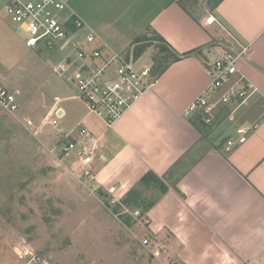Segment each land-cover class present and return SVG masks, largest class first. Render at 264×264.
I'll return each instance as SVG.
<instances>
[{"label": "crops", "instance_id": "1", "mask_svg": "<svg viewBox=\"0 0 264 264\" xmlns=\"http://www.w3.org/2000/svg\"><path fill=\"white\" fill-rule=\"evenodd\" d=\"M181 1L68 0L114 51L151 26L180 53L191 52L112 126L88 109L78 117L90 130L84 142L96 148L90 179L98 195L116 200L149 170L166 182L146 217L150 264H264V0H222L214 9L209 0ZM241 45L249 49L239 67L254 91L233 118L219 117L202 136L189 106L211 81L207 61ZM254 123L244 143L224 150L223 139Z\"/></svg>", "mask_w": 264, "mask_h": 264}, {"label": "rangeland", "instance_id": "2", "mask_svg": "<svg viewBox=\"0 0 264 264\" xmlns=\"http://www.w3.org/2000/svg\"><path fill=\"white\" fill-rule=\"evenodd\" d=\"M7 7L8 0H0V80L19 93V110L11 114L0 105V263L20 264L14 247L26 239L47 264H150L142 245L147 220L124 225L91 179L74 176L71 164L52 151L61 139L49 122L56 118L49 114L55 101L61 99L59 122L66 129L88 108L54 71L55 55L25 45ZM154 51L141 55L140 64ZM153 189L142 186L143 197L156 196ZM108 201L115 203L112 196Z\"/></svg>", "mask_w": 264, "mask_h": 264}, {"label": "built area", "instance_id": "3", "mask_svg": "<svg viewBox=\"0 0 264 264\" xmlns=\"http://www.w3.org/2000/svg\"><path fill=\"white\" fill-rule=\"evenodd\" d=\"M7 15L16 31L24 37L27 47L56 56L54 71L75 87L76 96L86 103L89 113L108 127L123 117L157 81L152 61L140 64L142 59H136L133 53L128 56L108 48L95 30L73 11L68 0H11ZM214 21L215 16L209 15L207 23ZM248 49V46L241 45L240 50L207 61L211 81L189 106L193 114L204 112L207 124L221 116L233 118L235 108L253 93L252 84L239 67ZM18 94L0 80V105L11 114L19 110ZM59 111L54 107L50 112L56 118L49 122L61 135L52 151L71 164L74 176L80 180L90 178L96 148L83 140L90 130L82 122L70 129L64 128L59 122L63 112ZM28 123L31 125V120ZM257 127L258 123L239 126L237 137L228 138L224 150L229 151L237 143H244ZM115 189L116 186L110 191ZM113 201L117 200L113 197ZM126 211L133 216L140 215V209ZM142 244L149 246V238H143ZM14 252L20 264H47L26 239L14 247ZM153 254L158 256L160 251L154 250Z\"/></svg>", "mask_w": 264, "mask_h": 264}, {"label": "trees", "instance_id": "4", "mask_svg": "<svg viewBox=\"0 0 264 264\" xmlns=\"http://www.w3.org/2000/svg\"><path fill=\"white\" fill-rule=\"evenodd\" d=\"M185 1L183 0L180 4L185 7ZM213 9L222 1V0H209ZM154 47L155 51L152 54L151 61L153 64V74L156 79H158L174 62L181 60L184 56H187L191 52L180 53L177 51L158 31L153 27L148 26L146 30L137 36L127 48L126 55L134 54L135 58H139L143 55L150 47ZM100 47V44L97 45ZM224 117V116H223ZM195 125L200 129L202 136H207L210 133L215 123L218 121L215 120L210 124L205 122L204 112H197L192 117ZM228 138L224 141V144L227 142ZM141 185V186H140ZM142 186L147 188H158L159 196L157 198L148 199L143 197ZM168 185L164 180L153 170L147 171L139 180L137 185L133 187L123 198L117 200L113 205L108 201L110 197L102 190H98L99 194L105 198V205L110 207L112 213L117 216L121 222L127 227H131L138 222L139 219H144V222L147 217V212L149 209L156 203L160 198L162 193L166 192ZM129 209L133 211L135 209H140V216L135 217L130 212L126 211ZM145 226H148V222L144 223ZM246 264V263H245Z\"/></svg>", "mask_w": 264, "mask_h": 264}]
</instances>
